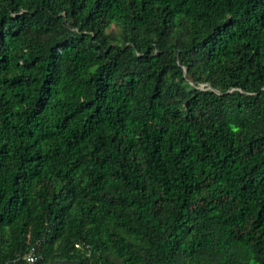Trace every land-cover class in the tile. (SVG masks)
Segmentation results:
<instances>
[{
    "label": "trees",
    "instance_id": "obj_1",
    "mask_svg": "<svg viewBox=\"0 0 264 264\" xmlns=\"http://www.w3.org/2000/svg\"><path fill=\"white\" fill-rule=\"evenodd\" d=\"M64 258L264 264V0H0V264Z\"/></svg>",
    "mask_w": 264,
    "mask_h": 264
},
{
    "label": "water",
    "instance_id": "obj_2",
    "mask_svg": "<svg viewBox=\"0 0 264 264\" xmlns=\"http://www.w3.org/2000/svg\"><path fill=\"white\" fill-rule=\"evenodd\" d=\"M51 264H80L79 260L77 259H55Z\"/></svg>",
    "mask_w": 264,
    "mask_h": 264
},
{
    "label": "built area",
    "instance_id": "obj_3",
    "mask_svg": "<svg viewBox=\"0 0 264 264\" xmlns=\"http://www.w3.org/2000/svg\"><path fill=\"white\" fill-rule=\"evenodd\" d=\"M26 260L29 261V262H32L35 260V255L32 253V252H29L27 255H26Z\"/></svg>",
    "mask_w": 264,
    "mask_h": 264
}]
</instances>
